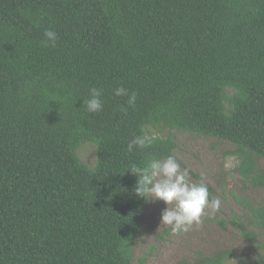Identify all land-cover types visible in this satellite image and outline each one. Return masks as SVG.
Here are the masks:
<instances>
[{
	"label": "trees",
	"instance_id": "1",
	"mask_svg": "<svg viewBox=\"0 0 264 264\" xmlns=\"http://www.w3.org/2000/svg\"><path fill=\"white\" fill-rule=\"evenodd\" d=\"M93 87L95 114L83 105ZM172 131L230 144L264 187V0H0V264H132L149 201L128 169L174 156ZM139 136L150 143L129 152ZM247 208L219 224L254 245L264 208ZM260 248L244 263L264 264Z\"/></svg>",
	"mask_w": 264,
	"mask_h": 264
},
{
	"label": "rangeland",
	"instance_id": "2",
	"mask_svg": "<svg viewBox=\"0 0 264 264\" xmlns=\"http://www.w3.org/2000/svg\"><path fill=\"white\" fill-rule=\"evenodd\" d=\"M151 132L158 135L160 129H151ZM162 132L168 134L167 130ZM171 134L176 144L174 157L182 168L202 177L214 190L213 199L221 201L220 211L214 217H209L206 211L203 223L193 224L187 232L175 234L160 225L161 211L166 205L149 199L133 248L132 264H194L200 257L212 256L220 250L237 254L229 264H245L244 261L254 259L262 252L260 246L264 247L263 232L253 229L258 235V244L251 245L229 224L222 228L219 221L230 220L233 213L244 219L249 215L248 206L264 208V187H252L245 181L238 169V159L231 154L234 147L230 144L186 132L172 131ZM78 154L86 165L94 164V146L84 145ZM259 164L264 168V160ZM142 259L145 261L141 262Z\"/></svg>",
	"mask_w": 264,
	"mask_h": 264
},
{
	"label": "clouds",
	"instance_id": "3",
	"mask_svg": "<svg viewBox=\"0 0 264 264\" xmlns=\"http://www.w3.org/2000/svg\"><path fill=\"white\" fill-rule=\"evenodd\" d=\"M43 35L44 46H55L58 35L54 30L47 29ZM102 94L101 89H89V96L83 101L89 113L102 110ZM114 95L126 96L129 107L136 103V93H129L124 87H117ZM148 143L150 139L146 136L135 137L128 143L127 149L132 152L134 147L144 148ZM128 170L137 177L134 188L137 197L145 201H162L166 205L161 211L160 225L170 228L175 234L187 232L193 224L203 223L206 211L209 217H214L220 211V199H209L210 193L203 180L194 181L189 169L182 168L174 156L162 159L153 157L143 166L132 165Z\"/></svg>",
	"mask_w": 264,
	"mask_h": 264
}]
</instances>
